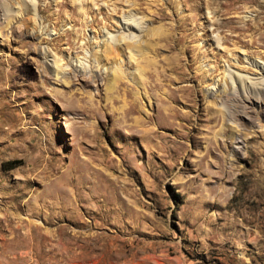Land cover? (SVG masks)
I'll use <instances>...</instances> for the list:
<instances>
[{
  "label": "rangeland",
  "instance_id": "rangeland-1",
  "mask_svg": "<svg viewBox=\"0 0 264 264\" xmlns=\"http://www.w3.org/2000/svg\"><path fill=\"white\" fill-rule=\"evenodd\" d=\"M262 67L264 0H0V264H264Z\"/></svg>",
  "mask_w": 264,
  "mask_h": 264
},
{
  "label": "bare ground",
  "instance_id": "bare-ground-1",
  "mask_svg": "<svg viewBox=\"0 0 264 264\" xmlns=\"http://www.w3.org/2000/svg\"><path fill=\"white\" fill-rule=\"evenodd\" d=\"M79 9H80V11H82V13L85 12V11H83L82 8H79ZM141 9H144V8H142V7L139 8L138 7L136 9L137 11H134V13H132V11H129L128 14L125 13L127 16L125 15L124 19H123L124 20L123 21L124 22L123 23L124 32L122 34L120 33L119 36H115V35H111V34L105 35L106 41L109 42V44H111V45H118L124 38L134 39L135 38V32H138L142 28L141 27L142 26V19H138L137 18L138 19L137 20L134 15H136V13L139 10H141ZM175 10H176V12H179L178 9H175ZM113 11L115 12L116 9L113 8ZM215 14H216V12L207 11L206 14H204V16H205L206 19H210V18L214 17ZM165 48L171 50V47H168V45L165 46ZM169 68H170V71L174 72L175 74L179 70H181V67H179L178 64H173V63L171 65V67L169 65L167 68H165V65L163 64V65L160 66L159 69H162L163 71H167V70H169ZM228 68H230L229 65H227V67H225V69H224L225 73H226V75H225L226 82L224 83L225 85L220 87L219 83H217L218 88L223 90L224 86H227V87L231 86V88L233 86L235 92L238 93V95L241 97L240 99H242V101L237 99L236 102L240 103L241 105H243L244 103L248 104V106H247L248 109H250L253 112L254 106H255V104L257 102V99H259V95H261V93L253 91L252 89H254L253 86L256 85L257 83H259L260 81L259 82H254V81H252V79H248V77L246 78L245 76H243L242 73H234V72L230 71ZM203 72H204L203 73L204 76H206V70H203ZM262 72H263V74L261 76L264 77V68L263 67H262ZM192 78L193 77L187 76L184 79L192 80ZM165 80L166 81H170L171 78H165L164 81ZM176 91L181 93V97L184 98L186 101H192L193 100L192 99V91H193L192 87H183V88L178 89ZM174 93H175V91H174ZM169 99L173 103H178L179 102V101H177L176 96H174L172 92H170ZM239 107L240 106H238V105H236V106L234 105V108L232 110H230V112H228L229 113L228 116L233 121H237L238 122V120H240V116H241L242 112H244L243 110L241 111L239 109Z\"/></svg>",
  "mask_w": 264,
  "mask_h": 264
}]
</instances>
